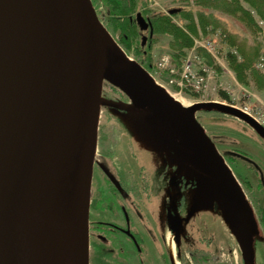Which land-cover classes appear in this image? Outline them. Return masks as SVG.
<instances>
[{
	"label": "water",
	"instance_id": "95a60500",
	"mask_svg": "<svg viewBox=\"0 0 264 264\" xmlns=\"http://www.w3.org/2000/svg\"><path fill=\"white\" fill-rule=\"evenodd\" d=\"M136 18L152 35L150 21L140 12ZM105 82L129 102L105 99ZM103 105L138 114L193 162L205 193L191 207L214 209L216 203L244 263L252 264L248 230L255 224L244 222L251 206L196 112L217 106L263 137L264 125L234 105L177 100L128 56L92 0H0V264H90Z\"/></svg>",
	"mask_w": 264,
	"mask_h": 264
},
{
	"label": "rangeland",
	"instance_id": "374dc122",
	"mask_svg": "<svg viewBox=\"0 0 264 264\" xmlns=\"http://www.w3.org/2000/svg\"><path fill=\"white\" fill-rule=\"evenodd\" d=\"M92 1L99 18L128 56L138 62L144 59L145 65L149 69L140 63L175 98L180 99L186 105L199 102H222L237 107H247L264 125V70L258 67V62L264 57L263 30H259L255 25L245 24L237 16L222 11L220 7L216 9L203 6V0H139L137 5L139 12L146 11V14L165 13L174 24L184 29H186L188 22L182 18L181 12L170 14L171 9H192L195 12L204 10L217 17V24L207 25L206 30L202 31L201 37L191 35L193 45L184 48L182 52L171 48L172 36L155 33L143 49H141L139 41L137 43L132 42V48L129 49L122 46L120 40H124L129 46L130 41L127 42V38L121 30L115 31L114 27L111 26L107 8L108 1ZM240 1L245 8L253 11L252 7L244 0ZM212 4L215 2L213 1ZM255 16L259 20L256 14ZM142 36H149L148 31L143 30ZM196 39L202 42L213 40L215 56L203 47H195ZM232 41L236 43L235 46L231 45ZM258 46L260 56L254 57L253 60L254 69L257 70L256 74L253 75L248 71L247 84H243L238 80L236 72L230 66L228 54L233 53L238 56L239 60H242L239 47L252 56ZM137 47L144 52L142 54L137 53L136 51L139 50ZM200 51L209 54L213 63H208ZM165 56H169L168 66L161 65ZM189 56L192 60L199 61L201 66H207L213 71V75L209 79V89L205 92H195L192 89L181 91L179 86L170 84L172 78L180 77L183 64ZM195 56L200 59H195ZM222 91L228 94L229 100H224L221 97L220 92ZM103 96L105 99L111 100L122 97L129 101L122 91L115 90L110 83L104 85ZM196 117L236 175L246 194L248 203L255 212V208L258 209L260 197H262V202L264 201V195H260V192L257 191V187L261 186L260 177L263 176L264 178V137L244 120L220 110L217 106H210L197 111ZM99 138L101 145L102 139L104 141L103 145L106 147L104 150L107 154L112 153L111 157L115 160L118 155L116 152L118 144H122V148L126 143L130 144V157L133 154L140 163L146 165L152 181L161 176L162 179L160 180L166 182L165 178L167 179V177L163 174L165 172L166 176L173 173L178 174L182 178V182H186V185L191 183L190 187L186 186L182 190V194L186 195L187 198L188 210L191 208L194 198L204 195L205 188L200 182L201 176L193 162L180 150L170 147L165 141L163 133L138 114L103 105L99 124ZM125 149L120 152L122 157L126 156ZM99 150H101V146ZM213 206L214 209H203L200 212L201 218L213 219L211 225L214 231L213 236H211L212 243L209 245L201 243L200 246L209 250V257L213 259L214 264H234L235 259L241 255L239 244L225 221L223 210L216 203ZM192 234L191 229H189L188 240L182 243L185 258H187L189 248L196 246L195 243L191 245L193 243ZM251 235L248 230L252 258L260 264H264V241ZM93 250L95 249L92 245V252ZM98 256V252H94L92 264H99ZM94 258H96L97 263H95Z\"/></svg>",
	"mask_w": 264,
	"mask_h": 264
},
{
	"label": "flooded vegetation",
	"instance_id": "af4514ba",
	"mask_svg": "<svg viewBox=\"0 0 264 264\" xmlns=\"http://www.w3.org/2000/svg\"><path fill=\"white\" fill-rule=\"evenodd\" d=\"M142 15L152 25L150 16ZM146 31L149 36L142 37L148 44L154 29L152 35L150 27ZM116 100L128 101L122 97ZM103 144V139L101 145L99 138L89 215L90 264L96 251L99 264H214L209 250L200 246L212 243L213 219L201 218L204 207L198 203L188 210L186 195L182 194L183 188L190 187L191 183L186 185L178 174L166 176L165 172L167 185L164 186L166 182L160 180V175L152 181L146 165L133 154L130 157V144L126 143L124 148L118 144L116 160L111 157L112 153L107 154ZM123 149L125 157L120 153ZM260 178L261 186L257 191L264 195V178ZM260 199L258 209L253 212L251 208L244 222L246 220L250 228L255 224V229L250 230L251 236L264 241V201ZM189 229L195 235L192 234L191 245L196 246H191L185 258L182 243L188 240ZM234 264H245L242 255ZM252 264L260 263L252 258Z\"/></svg>",
	"mask_w": 264,
	"mask_h": 264
},
{
	"label": "trees",
	"instance_id": "16d2710c",
	"mask_svg": "<svg viewBox=\"0 0 264 264\" xmlns=\"http://www.w3.org/2000/svg\"><path fill=\"white\" fill-rule=\"evenodd\" d=\"M107 1V8L110 14L111 26L114 27L115 31L121 30L127 38V42L130 41L129 46L128 43L124 42V40L121 39L120 41L122 43V46L130 49L133 45L132 42L137 43V41H139V45L141 49H143L147 44L143 42V37H141V32L143 30L138 24L136 18V13L139 12V9H137L139 0ZM213 1L215 2V4H212ZM244 1L252 7L253 11L245 8L240 0H203L202 5L214 7L216 9L220 7L222 11L237 16L245 24L255 25L259 28V30H262L255 14L260 20L264 22V0ZM179 12H181L182 18L188 22L186 29L174 24L171 21L170 17L165 13L146 14V11H142L144 15L150 16L154 33L172 36V41L170 44L171 48L182 52L184 48L191 47L193 45V39L191 35L201 37L202 31L206 30L207 25L209 26L217 24V17L214 14H208L204 10H198L195 12L192 9H180ZM231 45L235 46L236 43L232 41ZM137 49L139 50H137L136 52L139 54H142L144 52V50H141L139 47H137ZM238 49L240 50L242 60H239L237 55L229 53V63L232 69L236 72L238 80L243 84H247L248 71H250L253 75L256 74L257 70L254 69L253 60L254 57H258V55L260 54V48L259 46L258 48H255L254 54L252 56L248 55L247 52L243 50V48L239 47ZM200 54L204 56L208 63H213L212 57L205 51H200ZM140 62L146 67L144 59H142ZM105 85H109V83L105 82ZM113 88L117 91L120 90L115 86H113ZM220 95L224 100H229L228 94H226L224 91L220 92ZM191 250L192 248H189L188 251Z\"/></svg>",
	"mask_w": 264,
	"mask_h": 264
},
{
	"label": "built area",
	"instance_id": "2783aa9c",
	"mask_svg": "<svg viewBox=\"0 0 264 264\" xmlns=\"http://www.w3.org/2000/svg\"><path fill=\"white\" fill-rule=\"evenodd\" d=\"M258 23L262 30L264 31V22L262 20H258ZM195 47H203L207 49L213 56H215V46L213 40L200 41L198 39L195 40ZM195 59H200L195 56ZM169 56H165L162 59L161 65L168 66ZM258 67L264 70V57L260 59L258 62ZM213 75V71L207 66H201V63L198 61H194L189 56L187 60L183 64V68L181 71V75L179 78L175 77L170 80L171 85L179 86L182 90L184 89H192L195 92H205L209 89V79ZM244 112L251 113V111L247 107H240Z\"/></svg>",
	"mask_w": 264,
	"mask_h": 264
},
{
	"label": "bare ground",
	"instance_id": "6f19581e",
	"mask_svg": "<svg viewBox=\"0 0 264 264\" xmlns=\"http://www.w3.org/2000/svg\"><path fill=\"white\" fill-rule=\"evenodd\" d=\"M177 99V98H176ZM177 100H179L180 102H182L183 104H185L183 101H181L180 99H177ZM186 105V104H185ZM217 202H218V204L222 207V208H224L225 206H224V202H223V199L221 198V197H219L218 195H217ZM224 206V207H223ZM72 244H73V240H72V237H71V235H70V233L69 232H66L65 233V246H64V249H66L67 250V252H70V249H71V246H72ZM69 250V251H68ZM172 250L174 251V244L172 243ZM64 252H66V251H64ZM67 255H69L68 253H66ZM66 258V257H65Z\"/></svg>",
	"mask_w": 264,
	"mask_h": 264
}]
</instances>
